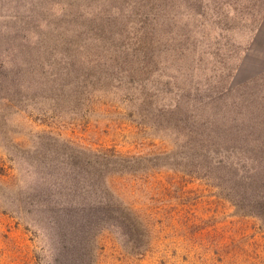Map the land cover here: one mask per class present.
Returning <instances> with one entry per match:
<instances>
[{"label": "rangeland", "instance_id": "1", "mask_svg": "<svg viewBox=\"0 0 264 264\" xmlns=\"http://www.w3.org/2000/svg\"><path fill=\"white\" fill-rule=\"evenodd\" d=\"M263 123L264 0H0V264H264Z\"/></svg>", "mask_w": 264, "mask_h": 264}, {"label": "trees", "instance_id": "2", "mask_svg": "<svg viewBox=\"0 0 264 264\" xmlns=\"http://www.w3.org/2000/svg\"><path fill=\"white\" fill-rule=\"evenodd\" d=\"M237 116H241V114L239 113ZM248 116H254L253 122H255L260 114L254 111ZM226 134V130L221 131V136L224 137ZM261 152L260 158L258 157L250 160V164L245 171H240L237 164L229 162L228 160H226L227 162L224 160L223 163L218 162V165H221V169L228 175L230 180L235 183L236 187L242 189L238 190L239 192H237V194L239 193L241 196L249 195V198H246L245 201L247 200L249 204H251V200L256 202L258 208L264 211V151ZM242 200H244V197ZM119 210V214L115 215V213H118L117 211L112 208L106 209L104 207V211H106L107 215L110 214V218L117 217L116 221L122 223V227L128 229L130 226H133L131 220H133L135 225L139 224L135 210L129 208ZM92 215H94V213L90 211V209L78 210L73 208V244L63 245L59 256L54 259L55 264H96L94 252L89 255L92 248L91 244L94 242L93 239H89L88 230L90 225L88 221L90 217H93ZM139 226L141 225L139 224Z\"/></svg>", "mask_w": 264, "mask_h": 264}]
</instances>
